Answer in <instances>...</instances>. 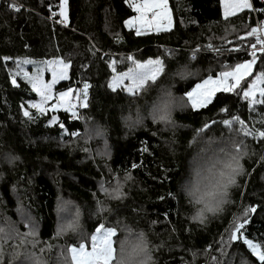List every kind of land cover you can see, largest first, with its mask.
<instances>
[{"label": "trees", "instance_id": "1", "mask_svg": "<svg viewBox=\"0 0 264 264\" xmlns=\"http://www.w3.org/2000/svg\"><path fill=\"white\" fill-rule=\"evenodd\" d=\"M8 2L17 3L22 10L7 9ZM250 2L255 15L248 9L225 20L220 0H168L172 27L137 35L124 26V20L134 14L125 0H69L67 27L54 23L58 17L48 18L49 5L55 10L58 0H0V159L14 157L10 165L0 162V228L14 224L20 233L34 231L35 237L29 239L44 244L55 239V247L67 256L68 245L86 240L99 223L110 219L108 223L113 224L118 219L134 233H143L154 264H264L251 255L242 240L229 241L234 221L239 218L242 222L245 207H255L241 231L264 251V139L243 138L246 152H250L241 160L248 176L240 178L241 187L230 193V205L217 216L204 224L193 221L195 206L182 191L189 163L201 162L238 135L220 121L238 115L250 128L264 130V105H256L252 112L237 94L217 93L205 109L175 112L173 120L181 128L167 129L147 119L128 129L119 120L121 110L144 102L147 90L131 97L107 87L113 75L108 63L115 60L117 71H125L131 66L129 55L142 62L157 56L167 61L172 54L167 61L170 69L178 62L190 63L193 56L191 65L196 67L198 78L178 81L174 87L178 94L189 91L221 65L251 59L247 45L255 38L241 41L239 37L256 26V20L264 21L260 11L264 10V0ZM223 21L221 29L206 30ZM234 47L240 50L231 51ZM194 49L198 50L193 53ZM4 57L10 59L5 61ZM57 57L71 61L69 78L59 81L57 90H75L84 82L90 85L88 107L78 108L74 120L62 109L37 115L35 109L28 108V101L35 102L38 97L27 81L19 75L18 86L13 87L8 79L10 73L33 65L22 63L25 59L34 62ZM17 61H21L19 69ZM255 71H264V62L258 60ZM21 105L33 115L32 121L23 116ZM221 108L227 111L221 113ZM52 116L58 123L48 126ZM213 120L217 123L205 132L215 135L213 140H221L203 149L197 141L204 137L197 135L196 129ZM60 123L67 132L78 135H61ZM95 129L100 130L97 138L106 148L102 159L93 160L83 147L93 146L88 136ZM227 133L231 138H226ZM134 163L135 169L131 167ZM125 170L133 177L124 183L126 197L112 199L100 192L101 181L114 184L112 177L122 179ZM60 198L78 216L67 221L75 223L76 230H67L63 236L57 235ZM97 201L110 211L95 212ZM49 254L50 264H64V256L56 255L53 249Z\"/></svg>", "mask_w": 264, "mask_h": 264}, {"label": "snow or ice", "instance_id": "2", "mask_svg": "<svg viewBox=\"0 0 264 264\" xmlns=\"http://www.w3.org/2000/svg\"><path fill=\"white\" fill-rule=\"evenodd\" d=\"M128 6L132 9L135 16L124 20L126 28L136 30L137 35H141L144 31H166L172 26V14L168 7V0H125ZM69 0H58L55 10L52 5H49V19L58 17L54 20L55 24L69 25L68 14ZM221 8L223 9L224 19L235 16L243 9H253V5L249 0H220ZM6 8L14 12H20L21 6L15 2H8ZM264 12V10H260ZM255 38V42H249L247 45L248 56L251 59H245L236 63L234 66L227 67L226 70L208 75L199 83H196L190 91H186L184 96L187 98V105L196 112L200 109L207 108L212 102L217 93H235L238 98L245 101L250 111L255 112L256 105H264V71L254 72V65L258 60L264 62V21H259L256 26L250 28L239 37L241 41L248 38ZM207 47H212L208 45ZM198 49H194L195 53ZM239 47H234L231 51H239ZM260 54V55H258ZM5 61L9 57L3 58ZM130 65L126 71H117L116 61L112 60L108 63L113 75L107 81V87L116 92L120 89L122 92L131 97H135L149 83H155L162 73H165V62L160 56L154 59L134 60L132 55L127 57ZM21 61H17L19 69ZM22 63H34L30 60H23ZM41 65L30 75L22 70L16 73H10L9 81L13 87H17L16 77L22 75L31 87L39 100L36 102L28 101V108L35 109L37 115L45 114L48 111L64 110L71 114L72 118L78 117V108H87L89 83L84 82L81 88L72 89L69 87L65 91L54 92V86L62 80L69 78L68 69L71 66V61H65L62 58H54L50 60L40 61ZM51 73V80L44 79V72ZM187 73V69L181 70L178 74L183 78ZM190 74V73H188ZM170 93H165V97L161 99L159 104L154 105L151 110L152 122L164 124L166 127H175L172 121V109L174 102L170 99ZM49 101H54L49 104ZM21 111L25 118L29 121L34 119L33 115L28 110H25L21 105ZM226 108H221L220 112L225 113ZM264 122V118H262ZM48 126L58 123L57 117L52 116L48 120ZM217 121H209L196 129L197 135L204 133L206 129L214 126ZM226 128L241 134L245 138H254L257 141L264 139V130L250 128L245 120L238 115H232L230 119L220 121ZM238 124L239 127H234ZM62 130L61 135L67 133L70 136H77L75 131L67 132L63 123L59 124ZM156 135V133H153ZM246 147L243 140L239 142L229 140L220 147L217 152L196 164V175L193 181L185 186V191L190 197V203L196 206L195 214L191 217L193 221L204 224L207 214L213 216L223 211L226 204L230 202V189L237 184V178L243 174L244 169L241 160L246 153L243 149ZM85 151H88L85 149ZM147 151V149H143ZM14 159V158H13ZM11 163V160H9ZM133 169L137 167L134 163L131 166ZM111 172L112 170L109 169ZM116 181L114 186L105 187V183L101 181L99 190L106 197L112 199H122L126 197V193L122 191L124 183L133 179L132 175L125 170V174L121 179L118 176H113ZM97 207L100 212L110 211L105 209L101 201H97ZM255 207H245L243 211V220L237 218L229 235V241L234 242L242 240L244 245L250 250L251 255L256 260L264 262V251L261 250L262 245L255 243L253 240L245 237L241 231L248 223L247 215L249 212H255ZM26 228L29 225H25ZM67 230H76L75 223L61 225L58 228L57 235ZM127 233L122 239L117 234V228L108 226L106 223H99L90 235V247L87 246V241H81L78 246L68 245L67 256H64V264H154L153 257L150 254L149 243L143 233H134L131 229L125 226ZM34 231L20 233L14 224H7L6 228H0V264H13V258L18 257L20 253L17 251L19 247L15 243H11L12 251L6 253V248L10 242L16 239L20 240V245L25 247V258L29 264H42L41 256L35 252H27V246L30 244L33 248L36 247L37 241L29 239L35 237ZM115 238V240H114ZM118 241V247L116 243ZM51 247V246H49ZM44 249H41L43 253ZM207 251V250H206ZM63 256V252L61 253ZM195 255V254H194ZM212 261L217 262V258L212 256Z\"/></svg>", "mask_w": 264, "mask_h": 264}, {"label": "rangeland", "instance_id": "3", "mask_svg": "<svg viewBox=\"0 0 264 264\" xmlns=\"http://www.w3.org/2000/svg\"><path fill=\"white\" fill-rule=\"evenodd\" d=\"M249 2H250V0H249ZM168 7H169V5H168ZM169 10H170V12L172 14V10H171L170 7H169ZM245 10H248V9H243L242 11L238 12L237 14H239V13L245 11ZM221 11H222V16H223V9L222 8H221ZM135 15H136V13H134L132 16H135ZM132 16H130V17H132ZM129 18H127V19H129ZM223 18H224V16H223ZM258 22H259V20H258ZM258 22L256 21V25L258 24ZM172 25H173V14H172ZM223 25H224V21L220 22L219 24H217V25H215L213 27L206 28V30L207 31H209L211 29L219 30V29L222 28ZM132 29H134V28H132ZM170 56L173 57L172 54L169 55L168 57H170ZM171 57L169 58L170 60H171ZM190 57H192V58H190ZM190 57L188 59V61H190V63L189 62H181V63L178 62L171 69H170L169 64L167 62V61H169V59H167V61H164L165 62V68H166L165 73H162L161 76L158 77V79H157V81L155 83H151L150 82L149 85L146 87L145 90H147L146 94H148V95L144 99V102H142V101L140 103L137 102L135 105H132L131 107H125L124 109L121 110L122 113H121V115L119 117L120 122L122 124H124L125 127L130 129V128L136 127L137 125L143 124L144 121L147 120V119L152 121L151 114H150L152 108L154 107V105L160 103L161 99L165 97V93L167 92V93L171 94L169 98L172 99V101L174 102V106H173V109H172V121L174 122L175 127H171V126L166 127L164 124H161V123L160 124L163 125V127L167 128V129L171 128L172 130L176 129V128H179V127L181 128L180 124H178L177 122H175L173 120V114L175 112H185V111L191 109V107L189 105H187V102H186L187 98L184 96V94L176 93L175 90H174V87L179 83L178 81H180V80L184 81V80H187L190 77L198 78L199 74H198V71L196 70V67L191 65V62L193 60V56H190ZM39 62L40 61H34V63H32L33 65L30 68H26V69L25 68H20L18 71L22 70L23 72H27L28 74L31 75L35 71V69H37L38 67L41 66L39 64ZM236 63H238V62H236ZM236 63L227 64V65H221L217 69L216 72H214L213 74L210 73L208 75H214L217 72L224 71V70H226L227 67L234 66ZM185 68L187 69V73L182 78L178 73L181 70L185 69ZM255 72H258V71H255ZM188 73H190V74H188ZM207 76L201 78V80L206 78ZM51 78H52L51 77V73L45 71L44 72V79L45 80H51ZM201 80H199L197 83H199ZM195 85L193 87H195ZM60 91H62V90H57L56 89V85H55L54 86V92H60ZM38 100H39V97H38V99L36 101H38ZM52 102H54V101H49V104H51ZM93 127H94V125H92V128ZM90 129H91V127L88 128V130H90ZM99 134H101L100 130L99 129H95L94 132L91 133L90 136H88V139H91V142L93 143V146L92 147H87V148L83 147L84 149L88 150V151H86V155L89 157V159L95 160V159H102L104 157V154H105V149L104 148H106V144H103V141L102 140L100 141L99 138H97V135H99ZM229 134L230 133L226 134L227 135L226 138H231V136ZM237 134L238 135H236V137H234V140L236 142H239L241 139L243 140V138H245L241 134H239V133H237ZM201 135L204 138H201V140L197 141V142L200 143V146L201 145L203 146V149H206L209 146L211 147L213 144H216L218 141L221 140V139L213 140V138H215L214 137L215 135H213L211 133L209 134L208 132L201 133ZM97 145H99V146H97ZM200 146H198V148H200ZM194 151H196V149H194ZM243 151L246 153V155H244L243 157H246V156H248L250 154V152H246V147L243 149ZM13 158L14 157L11 156V155H5L4 158L0 159V162L4 163V165H10L9 160H11V162H12L14 160ZM197 162H200V161L193 160L192 162L189 163V167H188V170H187L188 175L186 176L185 180H183V182H182V191H184L185 195H188L187 192L185 191V186L187 184H189V182L193 181L194 178H195ZM241 163H242V161H241ZM242 165H243V163H242ZM245 175L248 176L247 172L244 170L243 174H241L237 178V184L230 189V193H232V191L233 192L236 191V189H239L241 187V182L239 180H240V178H242ZM262 178L264 179V173L262 175ZM104 181L105 180H103V182ZM104 183H105V187H110V186H114L116 182L114 184H111V185H109L106 182H104ZM61 199L62 198H60L59 201ZM61 201L57 203V207H58L57 208L58 209L57 212L59 213V221H58L57 230H58V228L61 225H67L68 224L67 221L72 222V221H75L76 219H78V216L76 215V212L74 211V209L70 208L66 204L65 201H62V202ZM230 202L224 206L223 211H224L225 207L230 205ZM194 210L196 211V206L194 207ZM98 211L99 210H98V207L96 205L95 212H98ZM64 213H65V215H64ZM91 214L95 215L94 212H92ZM194 214H195V212L193 213V215ZM69 215L71 216L69 219L65 218V216H69ZM217 215H215V216H217ZM211 216H212V218L214 217L210 213L207 214L206 220L208 218H211ZM108 222H110V219L107 222H105V223L108 226L116 227L117 228V234H118V236L121 239H122L123 236L126 235V232L124 230L126 225L123 224L122 222H120V220L117 219V221H116L117 223L112 222L113 224H109ZM29 229L33 230L32 226L29 225ZM65 233H67V232L64 231L60 235L63 236ZM90 235L87 237L86 240H83V241H87V246L88 247H90ZM30 240H31V238H30ZM114 240H115V238H114ZM36 241H37V244H36L35 248H33L29 244L27 246L26 250H27V252H35L37 255L41 256L42 264H50L49 263V256H50L49 253L51 252L52 249L54 250L56 255H61V253L63 252L60 248H56L55 247V245H54L55 239L52 240L51 242H49L48 244L40 243L38 240H36ZM11 243H14V242H10V244ZM17 243H19L18 244L19 247L17 248V251L20 253V255L24 254L25 247L20 245V240H18V242H15L16 245H17ZM79 243H77L74 246H78ZM117 243H118V241H117ZM49 246H51V247H49ZM41 249H44L43 253H41ZM11 251H12V248H11L10 251H7V253L11 252ZM65 253H67V250H65ZM21 256H23L24 259L21 258V257H20V259H18V257H15V258H13V263L14 264H29L28 260L25 258V255H21ZM63 256H64V252H63ZM237 264H241V263L238 261Z\"/></svg>", "mask_w": 264, "mask_h": 264}, {"label": "built area", "instance_id": "4", "mask_svg": "<svg viewBox=\"0 0 264 264\" xmlns=\"http://www.w3.org/2000/svg\"><path fill=\"white\" fill-rule=\"evenodd\" d=\"M254 9V8H253ZM252 12L254 13V15H255V10H252ZM257 22H258V20H256ZM70 118H71V120H74V118H72L71 117V115H70Z\"/></svg>", "mask_w": 264, "mask_h": 264}]
</instances>
